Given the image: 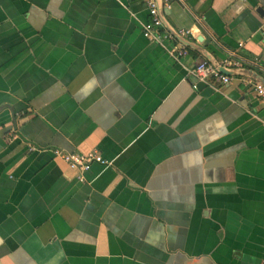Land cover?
<instances>
[{
  "label": "crops",
  "instance_id": "crops-1",
  "mask_svg": "<svg viewBox=\"0 0 264 264\" xmlns=\"http://www.w3.org/2000/svg\"><path fill=\"white\" fill-rule=\"evenodd\" d=\"M164 19L185 41H147L143 0H0V264L264 261V0ZM226 60L227 85L191 73Z\"/></svg>",
  "mask_w": 264,
  "mask_h": 264
},
{
  "label": "built area",
  "instance_id": "built-area-1",
  "mask_svg": "<svg viewBox=\"0 0 264 264\" xmlns=\"http://www.w3.org/2000/svg\"><path fill=\"white\" fill-rule=\"evenodd\" d=\"M164 7L169 8L170 3L173 0H162ZM144 5L148 11L149 20L143 26V37L151 42L159 45H164L173 40V36L165 30L163 22L159 16L158 5L156 0H143ZM190 31L182 30L179 35L182 37H187ZM264 37V34H263ZM170 55L178 60L179 58L186 56L187 51L185 48H171L169 51ZM233 66H239L237 62L231 60H226L221 64L223 69H229ZM192 75L196 78L198 83L210 84V83H220L222 85H227L230 83L231 79L229 76L221 74L217 69L210 65L207 61H202L196 65L192 70ZM247 85L253 86L258 99L264 103V87L258 83H253L251 81H246ZM34 151L35 149H31ZM53 155L62 160L71 170L78 171L81 173L79 176V181L83 182V173L90 171L93 164H100L104 167L110 166V163L103 160L101 155L97 152H91L88 154H77V153H66L60 150L53 151ZM264 264V261H262Z\"/></svg>",
  "mask_w": 264,
  "mask_h": 264
},
{
  "label": "water",
  "instance_id": "water-1",
  "mask_svg": "<svg viewBox=\"0 0 264 264\" xmlns=\"http://www.w3.org/2000/svg\"><path fill=\"white\" fill-rule=\"evenodd\" d=\"M157 1V5H158V11H159V16L163 22V24L165 25V19H164V15H165V7H164V4H163V1L162 0H156ZM166 26V25H165ZM171 32V35L180 40L181 42L185 41L184 38L179 35V32L177 31H170ZM215 69H217V71H219L221 74H224V75H227L229 76L228 74V70L227 69H223L221 67V65H214V64H211ZM258 84L262 85L264 87V83L263 82H257ZM262 264V263H261Z\"/></svg>",
  "mask_w": 264,
  "mask_h": 264
}]
</instances>
